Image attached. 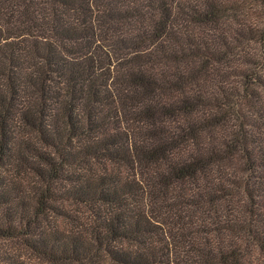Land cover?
Listing matches in <instances>:
<instances>
[{
  "label": "trees",
  "instance_id": "16d2710c",
  "mask_svg": "<svg viewBox=\"0 0 264 264\" xmlns=\"http://www.w3.org/2000/svg\"><path fill=\"white\" fill-rule=\"evenodd\" d=\"M0 264H264V0H0Z\"/></svg>",
  "mask_w": 264,
  "mask_h": 264
}]
</instances>
